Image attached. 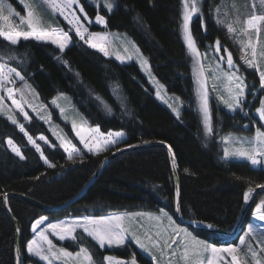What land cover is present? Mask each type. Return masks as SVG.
Wrapping results in <instances>:
<instances>
[{"label": "trees", "instance_id": "1", "mask_svg": "<svg viewBox=\"0 0 264 264\" xmlns=\"http://www.w3.org/2000/svg\"><path fill=\"white\" fill-rule=\"evenodd\" d=\"M218 1L202 0L203 14L191 22L192 35L201 49L204 42L212 44L216 40L226 45V35L211 19L212 7ZM79 4L89 18H95L98 10L92 4L87 0H79ZM180 8L181 0H114L111 12L103 8L99 11L107 20L106 28L128 34L146 57L153 75L169 93L180 97L179 118L155 97L135 62L119 63L89 47L72 32V42L63 53L51 42L29 39L11 46L0 37V63L20 71L43 102L48 103L58 93L69 95L89 125L99 126L101 133L122 131V145L157 142L169 145L180 182L181 216L228 231L233 228L244 203L243 193L249 187L264 184V168L246 161L223 159L220 134L250 133V125H244L248 117L256 121L251 111L258 104L256 101L246 116L244 110L227 112L212 101L215 128L210 136L205 135L195 107L191 63L180 33ZM10 56L14 59H9ZM65 60L67 64L63 63ZM244 74L249 86L256 90L259 81L255 72L245 69ZM105 104L111 108L110 113ZM52 110L73 144L81 149L69 125L61 122L57 111ZM19 119L33 138L44 135L56 145L49 147L39 142L55 167H49L17 125L0 114V264H16L15 232L4 208L5 194H20L48 207L62 205L81 190L101 161L120 147H108L96 155L81 150V155L69 160L42 121L32 116L30 120ZM7 139L13 141L25 159L9 150ZM174 196L168 153L161 146H150L113 158L79 198L61 209L46 211L19 196H9L8 202L20 229L23 263L43 264L26 252L32 235L31 225L38 217L55 219L139 210L157 212L162 208L173 212ZM261 199H264V189L250 202L241 227L249 221L250 209ZM193 232L215 244L224 238L219 233ZM75 235L83 237L82 243L67 240L62 245L70 250H77L81 245L88 247L94 260L102 261L106 254L119 258L134 255L140 264H150L136 248L133 253L125 247L99 249L82 231L77 230Z\"/></svg>", "mask_w": 264, "mask_h": 264}, {"label": "snow or ice", "instance_id": "2", "mask_svg": "<svg viewBox=\"0 0 264 264\" xmlns=\"http://www.w3.org/2000/svg\"><path fill=\"white\" fill-rule=\"evenodd\" d=\"M20 3L24 5L26 9V16H21L11 4L7 3L6 0H0V20L9 21L10 16L19 17V25L27 26V30H17V27H13L9 24V31H4L0 29V37L8 42L11 46H17L21 40L27 41L29 39H35L37 41H50L52 44L56 45L61 53L69 47L72 42V37L69 35L68 31H65L60 27H53L52 25L44 26L42 19L38 15L37 8H47L50 9L52 13H58L63 19L71 26L70 30H74L75 35L79 37L81 41L87 44L93 49H98L105 56L109 55L107 48L103 43L98 41H103L106 39V35L99 32H90L87 24H92L93 20L88 17L87 13L84 11L83 6L79 5V0H33L32 4H28L25 0H20ZM96 6L99 9L100 0H95ZM200 0H182L183 13H182V29L184 36L187 42V47L191 50L194 56L199 57L201 54L197 48L195 39L190 30V21L192 20L194 14L198 16L201 13V8L199 6ZM73 5H77L79 12L83 13L84 20L82 21L80 16L76 14V10L73 8ZM261 7H264V0H260ZM103 7L111 12L114 5L112 0H103ZM7 10L9 15H4L3 13ZM96 24L104 25L107 27V20L105 16L97 11V14L94 18ZM246 28L243 29L244 33L247 34L249 29H254L257 33L260 31L259 25L264 24V14H255L253 13L245 21ZM228 32H234V29L231 25L228 26ZM87 34V38H86ZM252 47V59H248L246 54L241 56V60L247 65L248 68H254L259 73L260 88L264 89V70L258 65L256 60V49L249 42L248 45H244V48ZM135 47V45H133ZM216 52H220L221 45L219 40L215 42ZM127 51V49H125ZM139 52V49H136ZM227 52V49H224ZM261 57H264V52L260 53ZM9 59H14V57H9ZM57 59H61L57 57ZM117 60L124 62L123 58L120 55L116 56ZM221 60L224 59L223 56L220 57ZM64 64L68 62L63 61ZM147 60L142 61V67L147 66ZM227 67L232 71L222 72V76L226 78L230 86L228 88V98L225 99L223 96H220L219 99L224 103V105L230 110L235 112L236 110H244L247 98L246 89H248V84L246 83L245 77L239 73V66L234 63L233 57L230 52H227ZM197 74L201 77L200 84L203 89L200 94L201 100V110L204 115V125L208 133L213 132V127L211 123V113L209 109V97L208 92L204 85L203 75L204 70L203 66L199 64L197 59ZM23 82V88L28 89L34 92V89L31 88L25 79V76L21 74L15 67H10L7 64L0 63V92H6L9 99H12V104L16 106L19 112L23 115L25 120H30L28 113L24 110L21 104L13 98L14 92H20L23 96V91L21 89H14L9 85L16 83V80ZM153 79H155L153 77ZM158 83V81H157ZM163 87V85H160ZM159 95V93H157ZM63 94H61V97ZM4 97L0 95V101ZM57 99L54 98L51 103L57 108H60V105L57 103ZM100 100V97H97ZM179 99V98H177ZM33 111H36V108L32 105ZM105 108L110 113L111 108L105 104ZM65 109L60 108L61 115L64 114ZM173 111L176 112L177 117L179 118V111L176 108H173ZM256 113L259 115L260 121L264 122V98L260 99V107L256 108ZM247 115V113H245ZM44 119V117H40ZM8 119L12 121L13 124H18V121L11 115L8 116ZM50 119V114H49ZM45 122H48L45 120ZM86 121L77 126L76 122H72V131L74 136L79 140L80 144L83 145L89 153L93 155L99 154L101 151L107 150L109 145L118 144L119 137L123 136L122 132H108L107 134L100 133L99 126L96 127H85ZM21 132H24L27 136L28 142L33 145L35 150L40 154V158L49 167H55L54 164L50 163L47 157L44 154V151L41 149L40 144L36 143L31 135L25 131V128L22 124H18ZM247 127V126H246ZM52 130V129H50ZM53 135L57 137L60 141L59 147L67 153V158L73 160L75 156L81 155L80 149L72 143L70 139H67L66 136L58 135L56 131H53ZM40 141H43L49 147H56L55 144L50 142L47 137L40 135L38 137ZM225 143H228L231 140V134L229 136L223 137ZM11 150L20 158L25 159L22 155L20 149L13 144V141L9 139L7 141ZM247 144L248 147H243V144ZM241 147L236 148L235 150L230 151L227 147L224 148V156L227 157H238L243 158L249 161L253 166L262 165L264 166V131L260 127H257L255 130L254 136L251 138H242ZM169 151L171 149L169 148ZM173 167H176L175 160L173 159ZM188 169H185L187 172ZM256 188L264 189V184H257ZM254 189L249 187L247 191L243 193V201L247 204L250 199H252V193ZM6 195V194H5ZM179 197V190L176 193ZM181 210L179 203L177 205L176 211ZM160 215H152L151 213H135L128 215H148L150 219L155 221H162L166 218L168 222L167 228H161V230L155 233L156 239H153L148 233L144 234L142 239L135 231L131 230L129 226L124 224L125 216L116 215V216H106L100 217L99 219L95 218H82L73 220L71 222H59V223H49L47 226L39 231H37L38 226L43 222L45 218H41L32 226V231L36 233V238L27 242L26 248L27 252L30 255L38 257L41 261H46L47 264H53V259L59 260L62 258H67L64 261V264H68L69 260H73L74 264H126L123 260H118L111 255H105L100 260H94V254L89 250L88 247L80 246L79 250L75 253L66 250L65 248H56V245L53 244V241L49 239L48 233L51 230L52 235L58 237L59 240L63 241L67 238L72 239L73 241H80L82 243L83 237H78L75 235L77 229L82 230V233L89 237L96 245L99 246V249L111 248V247H121L126 245L127 238L131 236L134 243L143 251L148 253L151 256L153 264H159L160 258L167 255L168 250L171 251V256L175 257L179 253V259L184 261V264H264V247H261L259 253L256 249L252 248L250 245L244 252L245 258L248 257V254H251V261L245 259V261H240L238 259V253L241 251L240 247L234 245H228L226 247H216L210 243L205 242L204 240L197 239L190 231L185 228H181L175 224L173 217L169 215L164 209L159 210ZM253 216L258 221L264 222V199H261L259 203H256ZM207 228L211 229L214 227L212 224H207ZM60 231H57V230ZM170 229V233H169ZM17 232L20 229L16 230ZM252 237L257 239L259 242L264 243V227H253L251 224L248 225L244 235L239 237V243L241 246L246 244V239ZM179 238V240H178ZM147 240L146 244L144 241ZM47 245L45 248L44 245ZM173 245H177L173 249ZM182 249V250H181ZM159 253V256L157 255ZM206 253H210V257H205ZM227 257L231 259L228 260ZM130 264H137L135 256L133 255ZM168 264H173L171 259L168 260Z\"/></svg>", "mask_w": 264, "mask_h": 264}, {"label": "rangeland", "instance_id": "3", "mask_svg": "<svg viewBox=\"0 0 264 264\" xmlns=\"http://www.w3.org/2000/svg\"><path fill=\"white\" fill-rule=\"evenodd\" d=\"M87 1L90 4H92L97 10L100 11V9L103 8L106 12H109L103 7V0H100L99 9L96 6L95 0H87ZM6 2L11 4L12 7L15 9V11L18 12L21 16H26V9H25L24 5L20 3V0H6ZM25 2L28 4H32L33 0H25ZM112 3L114 5V0H112ZM199 6L201 8V13L199 15H202L203 14L202 13V0H200ZM73 8L76 10V14L78 16H80L81 20L83 21L84 15H83V13L79 12V8L77 7V5H73ZM36 11H37L38 15L40 16V18L42 19L45 27H47L48 25H52L53 27L63 28L65 31L69 32V35H70V32L75 34L74 30H70L71 26L68 25V23L63 19V17H61L58 13H52L51 10L47 9V8H37ZM182 13H183V6H182V0H181L180 33H181V38H182V40L186 46L188 57H189V60L191 63V69H192L193 81H194L195 107H196V110L200 116L205 135L210 136L211 133H208L206 131V128L204 125V115H203V112L201 110L200 94H201L203 89L201 88V84H200L201 77L196 72L197 59L199 60V64L203 66V70H204L203 80H204L205 88L208 92L210 113H211L212 101H216V103L219 106L223 107L227 112L233 113V111H230L224 105V103L219 99L220 96H223L225 99L228 98V88H229L230 84L226 80V78H224L221 74L224 71H232L231 69H228V67H227V63H226L227 52L231 53L233 60H234V63L239 66L240 70H239L238 74L243 75L245 77V74H244L245 69H248V70L255 72L257 79L259 81V73L254 68H248L247 65H245L244 62L241 60V56L246 54L248 59H252V47L251 46H249L247 48L243 47L244 45H248L250 42L251 45L254 46L256 49L257 63L261 67V69L264 70V57L260 56V53L264 52V24L259 25V27H260L259 33H257L254 29H249L247 34H245L243 31V29H245L247 27L245 21L249 18V16H251L253 13H255L257 15L264 14V7H261L260 0H219L218 3H216L212 7L211 19L214 22V24L216 26H218L224 32L225 35H227L226 36L227 37L226 45H223L220 43L221 50L218 53L215 50V42L217 40L215 42H213L212 44H207L206 42H204L202 49L196 43L197 48L199 50V53L201 54L199 57L194 56L193 53L191 52V50L187 47V42H186L184 32H183V29L181 26L182 25ZM3 14L9 15L7 10H5V12ZM196 16L197 15L194 14L192 20ZM92 20H93L92 24L89 25V24H87L86 21H85V24L89 28L90 32H99V33H103L106 35L105 40L98 41V42L103 43L104 46L107 48V50L109 52L108 57H111V58L115 59L117 62L122 63L120 60L116 59V56L120 55L124 60L123 63L135 62L138 65L141 72L143 73V75L146 77L149 85L152 87L155 97L163 105H165L167 108H169L171 110V112L177 117V114H176V112L173 111V108H176L180 114V111L182 109V103H181L180 97L176 94L169 93L165 89L164 85L153 75V73L150 69L149 63H147V66L142 67V61L145 60L146 57L142 54V52L140 50H139V52L136 51L138 46L132 40V38L128 34H126L125 32L116 31V30H108L104 25L96 24L94 19H92ZM192 20L190 21V30H191ZM9 24H11L13 27H17V30H27L26 25H24V26L19 25V17H16L14 15L10 16L9 21H7V22L0 20V29H3L4 31H9L10 30ZM229 25H231L233 27L234 32H232V33L228 32V26ZM95 26H97V28H94ZM66 29H68V30H66ZM86 38H87V34H86ZM47 42H50V41H47ZM133 45H135V47H133ZM225 48L227 49V52L224 51ZM125 49H127V51H125ZM221 56L224 57L223 60L220 59ZM153 77L155 79H153ZM245 80H246V78H245ZM157 81H158V83H157ZM27 83L29 85H31V88L34 89V92L31 90H28V89H24L23 88V82L19 81L18 79L16 80L15 84L9 85V86L13 87L14 89H21L23 91V96H21L20 92H14L13 98L17 101V103L21 104V106L24 108V110L28 113L29 117H31V116L35 117L36 119L42 121L45 124V126L49 130L50 134L58 142V144L60 143V141L57 139L56 136L53 135V131H56L58 135L66 136L67 139H70L72 141V143H73V140L68 136L67 131L61 125V123H59L55 119L54 112L52 109H55L57 111V114H58L60 121L63 123H67L69 125L71 131H72V122L73 121L76 122L78 127L81 126V124L85 121H86V124L84 125L85 127H96V126L89 125L85 116L73 104L72 99L69 95H67L65 93H58L54 97H52L48 103H46L40 99L37 91L32 86V84L29 81H27ZM246 83L248 84V86L250 85L247 82V80H246ZM160 85H163V87H160ZM246 92L248 94H247V98H246V104L244 107L245 113H247L248 110H252L251 107H253V105L256 101L258 104L257 107H260V99L264 98V89L260 88V81H259V86L256 90H253L249 86L248 89H246ZM157 93H159V95ZM61 94H63L62 97H61ZM0 95H2L4 97V99L2 101H0V114L5 116L7 119H8V116L11 115L18 121V124H21L19 117L23 118V119H24V117L19 112V110L16 108V106L12 104V99L8 98L6 92H0ZM248 95H249V97H248ZM54 98H59V99H57V103L60 105V108L65 109L63 115H61L60 108H57L55 105H53L51 103V101ZM177 98H179V99H177ZM29 105L34 106L36 108V111H33L32 107H29ZM256 108H254L251 111L253 113V115L255 116L256 121L254 119H251V117H248L247 121L245 122V125H250V127H251V128H249V129H251L250 133H248V132L246 133L245 131H244V133L229 131V132H223L220 134L221 135V142H222L223 159L231 160V161L235 160V161L249 162L246 159L238 158V157H227L226 158L224 156V148L227 147L230 151H232V150H235L236 148L241 147L242 146L241 145V139L242 138H251L252 136H254L255 130L257 127H260L261 130L264 131V122L260 121L259 115L256 113ZM49 114H50V119H49ZM40 117H44V119H41ZM211 118H212V114H211ZM45 120H47L48 122H45ZM9 121L12 122L11 120H9ZM211 123H212V127H214L212 119H211ZM18 124H16L17 127H18ZM18 129L20 130L19 127H18ZM50 129H52V130H50ZM115 132H122V131H113V133H115ZM22 133H24V132H22ZM72 134L74 136L73 131H72ZM103 134H107V133H103ZM229 134H231V140L228 143H225L223 140V137L229 136ZM24 135H25V133H24ZM39 136L40 135H37L33 139L38 144H39V142L44 143L43 141H40L38 139ZM74 138L79 142V140L75 136H74ZM123 138H124V133H123L122 137L117 138L119 141L118 144L109 145L108 147L117 146V145L121 146L122 142H123ZM8 140L9 139L6 140L7 147L9 148L10 151H12L11 148L9 147L8 143H7ZM79 144H80V142H79ZM30 145H32V144H30ZM80 146H81L80 151L81 150L87 151L86 149H84L82 144H80ZM243 147H248V145L245 143V144H243ZM256 166H262V165H256ZM262 167L264 168V166H262ZM259 201H257L256 203H259ZM255 205L250 209L249 221L239 229L237 234H235L234 237L231 239L223 238V240H221V242L218 244L212 243L207 238H201V237L197 236L193 232V229H191L190 227H188L185 224L179 223L175 219L173 212H169L164 208H162V209H164L166 212L169 213V215H171L173 217V220L175 221L176 225H178L181 228L187 229L197 239L204 240L205 242L210 243L216 247H226L230 244L234 245V246H238L241 249V251L237 254L238 259L240 261H245V259H247L248 261H251V254L250 253L248 254L247 258H245V256H244V252L247 249V247L250 245L252 248L256 249L257 252L259 253L260 248L264 247V243H261L257 239H254L252 237H248L246 239V244L241 246L239 243V237L244 235L249 224H251L253 227H257V226L264 227V222L258 221L253 216V211H254ZM247 211H248V209H247ZM130 213L131 214L151 213L152 215H160L159 211L152 212V211L139 210V211L111 212V213L102 214V215H70V216H65V217L55 218V219H48L46 216H40L37 219H35L34 222L32 223L31 230H32L33 224H35L41 218H45V219L38 226L37 231L45 228L47 226V224H49V223H59L62 221L63 222H71L73 220L82 219L85 217L99 219L100 217L116 216V215L125 216L124 224L126 226H129L131 228V230L135 231L138 235H140L142 239L144 238L145 233H148L149 235H151L153 237V239H156L157 237H156L155 233L157 231L161 230V228H167L168 227V222H167L166 218L163 219L162 221L158 222V221L150 219L148 215H142V216L128 215ZM77 230H80V229H77ZM57 231H60V230L58 229ZM80 231H82V230H80ZM169 233H170V229H169ZM46 235H48L49 239H51L53 241V244L56 245L57 249L62 247V248H65L66 250L73 252V253H75L76 251L79 250L80 246H78L77 250H70V249H68L62 245V243L64 241L72 240L70 238H67V239L61 241L58 239V237L52 235L51 230H49L48 233H46ZM33 238H36V233H34L32 231V235H31V238L29 239V241L32 240ZM178 240H179V238H178ZM144 242L146 244L148 243L147 240H145ZM44 247L46 248L47 245L45 244ZM123 247H125L130 253H133V248H136L145 258H147L149 260L150 264H153L151 256L148 253H146L145 251H143L142 249H140L134 243L131 236H129L127 238L126 245L121 246L119 248H123ZM176 247H177V245H173V249H175ZM111 248H113V247H111ZM114 248H116V247H114ZM171 251L172 250H168L167 255L160 258L159 264H168L169 259H171L173 261V264H184V261L179 259V253H177V255L175 257H172ZM26 252H27V248H26ZM27 254L30 255L28 252H27ZM106 255H111V254H106ZM157 255L159 256L158 252H157ZM223 255H225V257L228 260L231 259L230 257H227V254H223ZM30 256L35 257L33 255H30ZM111 256H113L114 258H116L118 260L125 261L126 264H130V261L132 259V257L131 258H119V257H116L114 255H111ZM210 256H211L210 253L205 254V257H210ZM35 258L40 260L38 257H35ZM65 259H67V258H62L59 260L53 259V264H64ZM41 262L43 264H47L46 261H41ZM136 262H137V264H140L137 260H136ZM68 264H74V261L69 260ZM104 264H106V262H104ZM221 264H222V262H221ZM252 264H254V262H252Z\"/></svg>", "mask_w": 264, "mask_h": 264}, {"label": "water", "instance_id": "4", "mask_svg": "<svg viewBox=\"0 0 264 264\" xmlns=\"http://www.w3.org/2000/svg\"><path fill=\"white\" fill-rule=\"evenodd\" d=\"M150 146H161L163 147L169 156V161H170V166H171V171H172V177H173V183H174V189H175V196H174V208H173V215L175 217V219L181 223V224H185L188 227H190L191 229L194 230H200V231H205L208 233H219L225 237H228L229 239L233 238L235 234H237V232L239 231V229L241 228V224H242V220L243 217L245 216L248 206L250 204V202L252 201V199L254 198L255 194L263 189L260 188H253L254 191L252 193V199H250V201L245 204L243 203L241 210L239 212V215L235 221V224L233 226V228L231 230H222L216 227H213L211 229L206 227V224L196 221L194 219H185L181 216L180 211L177 212V205L178 203H180V182H179V178H178V174H177V167H173V159L175 160L174 157V153L171 149V147L169 145H167L164 142H157V143H148V144H141V145H122L119 148H117L115 151H113L108 157H106L105 159H103L101 161V163L99 164V166L97 167V169L95 170V172L93 173V175L88 179V181L85 183V185L81 188V190L71 199H69L66 203L56 206V207H48L45 206L43 204H40L36 201H34L31 198H28L26 196L20 195V194H16V193H7L6 195H4L3 200H4V208L6 213L8 214L13 226H14V232H15V241H14V251H15V257H16V264H24L23 263V256L20 252V234L19 232H17L16 230L19 229L18 224L15 220V218L13 217V214L11 212V209L9 207V202H8V197L9 196H19L21 198H24L25 200H27L28 202L32 203L33 205L46 210V211H52V210H58L61 209L63 207H66L68 205H70L71 203H73L77 198H79L84 191L92 184V182L97 178V176L103 171V169L105 168V166L115 157H117L118 155L127 152L129 150H133V149H142V148H146V147H150ZM169 148L171 149V151H169ZM176 164V163H175ZM177 190H179V197H177L176 193Z\"/></svg>", "mask_w": 264, "mask_h": 264}, {"label": "flooded vegetation", "instance_id": "5", "mask_svg": "<svg viewBox=\"0 0 264 264\" xmlns=\"http://www.w3.org/2000/svg\"><path fill=\"white\" fill-rule=\"evenodd\" d=\"M246 126H249V125H244V127H246Z\"/></svg>", "mask_w": 264, "mask_h": 264}, {"label": "bare ground", "instance_id": "6", "mask_svg": "<svg viewBox=\"0 0 264 264\" xmlns=\"http://www.w3.org/2000/svg\"><path fill=\"white\" fill-rule=\"evenodd\" d=\"M227 36V35H226ZM230 37V36H229Z\"/></svg>", "mask_w": 264, "mask_h": 264}]
</instances>
